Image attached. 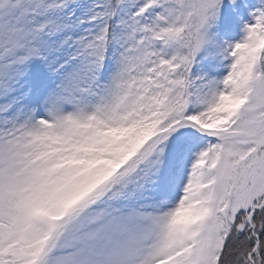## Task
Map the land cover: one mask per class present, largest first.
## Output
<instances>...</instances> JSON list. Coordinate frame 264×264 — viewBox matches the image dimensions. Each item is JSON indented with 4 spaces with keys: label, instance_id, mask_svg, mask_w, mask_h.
I'll list each match as a JSON object with an SVG mask.
<instances>
[{
    "label": "snow or ice",
    "instance_id": "1",
    "mask_svg": "<svg viewBox=\"0 0 264 264\" xmlns=\"http://www.w3.org/2000/svg\"><path fill=\"white\" fill-rule=\"evenodd\" d=\"M0 264H264V0H0Z\"/></svg>",
    "mask_w": 264,
    "mask_h": 264
}]
</instances>
